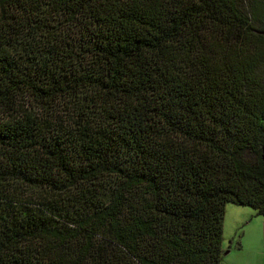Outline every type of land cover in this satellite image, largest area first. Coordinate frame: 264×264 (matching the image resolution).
Segmentation results:
<instances>
[{
  "label": "trees",
  "instance_id": "16d2710c",
  "mask_svg": "<svg viewBox=\"0 0 264 264\" xmlns=\"http://www.w3.org/2000/svg\"><path fill=\"white\" fill-rule=\"evenodd\" d=\"M263 143L264 0H0V264H223Z\"/></svg>",
  "mask_w": 264,
  "mask_h": 264
},
{
  "label": "rangeland",
  "instance_id": "374dc122",
  "mask_svg": "<svg viewBox=\"0 0 264 264\" xmlns=\"http://www.w3.org/2000/svg\"><path fill=\"white\" fill-rule=\"evenodd\" d=\"M222 246L223 264L235 255V264H249V260L250 264H264V215L249 207L226 204Z\"/></svg>",
  "mask_w": 264,
  "mask_h": 264
},
{
  "label": "crops",
  "instance_id": "0c3cea01",
  "mask_svg": "<svg viewBox=\"0 0 264 264\" xmlns=\"http://www.w3.org/2000/svg\"><path fill=\"white\" fill-rule=\"evenodd\" d=\"M222 249H223V246H222ZM229 252H231V251H229ZM235 259H236V255H235V257L233 259L226 261V264H235ZM249 264H250V260H249Z\"/></svg>",
  "mask_w": 264,
  "mask_h": 264
},
{
  "label": "water",
  "instance_id": "95a60500",
  "mask_svg": "<svg viewBox=\"0 0 264 264\" xmlns=\"http://www.w3.org/2000/svg\"><path fill=\"white\" fill-rule=\"evenodd\" d=\"M261 160H262V163H263V166H264V143H263V146H262V149H261Z\"/></svg>",
  "mask_w": 264,
  "mask_h": 264
}]
</instances>
